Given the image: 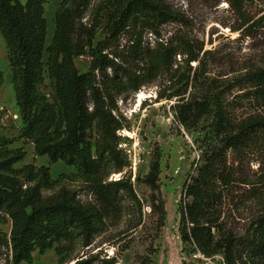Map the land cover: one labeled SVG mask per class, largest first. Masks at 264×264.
Wrapping results in <instances>:
<instances>
[{
    "label": "trees",
    "instance_id": "1",
    "mask_svg": "<svg viewBox=\"0 0 264 264\" xmlns=\"http://www.w3.org/2000/svg\"><path fill=\"white\" fill-rule=\"evenodd\" d=\"M236 13L243 15V0H227ZM108 10L104 38L93 44L98 23L82 30L81 19L90 0H62L55 14V28L46 46L48 21L44 0H0V34L7 48V58L23 128L20 137L33 144L48 165L34 168L15 165L25 158L21 148L0 136V249L9 250L8 264H31L33 254L55 248L60 260L73 250L77 239L89 246L94 236L104 230L107 219L118 218L122 198L135 199L133 185L124 176L107 180L109 169L122 171L127 161L120 160L123 128L116 116V96L128 90L137 92L170 71L178 55L186 56L189 69L181 74L184 89L168 97H177L171 106L178 124L196 128L211 116V137L201 147L199 161L192 164L183 185L188 201L180 206L179 231L183 252L200 255L201 264H264V212L239 235L222 216L226 192L232 184L229 151L244 152L264 142V67L247 71L241 78L248 89L246 99L259 109L255 114L238 116L223 102L219 89L207 84L200 97H186L192 79L199 76L192 62H201L202 47L196 46L184 32L169 40H158L162 25L176 23L183 27L189 19L165 0H105ZM250 18L244 19L246 25ZM126 33L131 34L125 52H106ZM150 33L156 41H144ZM47 58L44 59V53ZM88 55V71L80 73L74 58ZM0 80L2 73L0 71ZM48 80L50 92L42 90ZM160 153L152 160L149 172L140 180L152 192L159 191ZM62 161L73 166V174L53 179L51 165ZM27 181H36L24 186ZM80 181L88 187L93 200L83 203L75 190L61 186L45 195L42 188H52L61 179ZM160 226L165 209L158 196L150 201ZM11 222L10 233L2 225ZM63 243V244H62ZM94 256L78 259L75 264H95ZM114 258L101 264H115ZM139 264H148L146 259Z\"/></svg>",
    "mask_w": 264,
    "mask_h": 264
},
{
    "label": "rangeland",
    "instance_id": "2",
    "mask_svg": "<svg viewBox=\"0 0 264 264\" xmlns=\"http://www.w3.org/2000/svg\"><path fill=\"white\" fill-rule=\"evenodd\" d=\"M62 0H44L45 16L48 21L46 46L51 42L55 28V14ZM175 9L181 10L189 19L183 27L176 23L162 25L158 40L167 41L175 33L184 32L192 42L202 47L201 62H192L199 78L192 79L186 97H200L206 85L214 84L219 89L223 102L232 108L236 115L255 114L259 109L246 96L247 88L241 78L247 71L264 67V0H243V15L235 12L227 0H165ZM105 0H90L81 19V28H96L93 44L105 35L104 26L108 20V10L103 9ZM251 21L244 24V19ZM131 34L126 33L112 44L106 52H125L130 47ZM144 41L154 44L155 36L144 34ZM47 53H44V59ZM173 68L159 76L150 84H145L137 92L128 90L116 96V116L123 128L117 133L121 137L120 160L127 166L119 172L109 169L107 180L129 178L133 185L135 199L131 195L122 198L121 214L118 218L107 219L104 230L94 236L89 246L77 239L73 250L64 254L62 260L55 248L44 254L35 252L31 264H75L78 259L94 256L95 264L102 259L114 258L115 264H139L146 259L148 264H201L200 255L183 252L180 238V206L189 199L185 197L183 185L191 172L192 164L199 161L204 139L211 137V116L193 129H187L176 121L171 106L177 97L172 94L184 89L181 74L189 69L186 56L178 55ZM80 73L88 71L91 58L82 55L74 58ZM0 136L11 141L12 148L25 152L23 161L15 165L22 169L26 165L34 168L48 165L46 156L35 153L33 144L20 137L23 123L15 100V91L10 73L7 48L0 34ZM50 92L48 80L42 87ZM160 153L161 173L158 180L159 191L152 190L142 181L149 172L155 156ZM229 170L233 173L232 184L226 192L222 205V216L239 234L247 232L255 218L264 212V142L246 149L244 152L229 151ZM73 166L62 161L51 165L50 174L58 179L60 174H73ZM138 178L140 180H138ZM24 186L36 181H27ZM61 186L78 193L83 202H91L93 197L88 187L80 181L61 179L52 188H42L45 195L56 192ZM158 196L165 209L162 226L156 213L151 211L150 201ZM3 231L10 233L11 222L2 225ZM63 244V243H62ZM9 250L0 249V264H8ZM208 264H221L222 258L207 261ZM27 264V263H24Z\"/></svg>",
    "mask_w": 264,
    "mask_h": 264
}]
</instances>
